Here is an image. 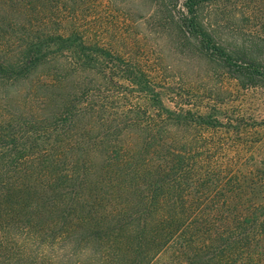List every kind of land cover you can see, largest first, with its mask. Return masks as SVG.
<instances>
[{
	"label": "trees",
	"instance_id": "trees-1",
	"mask_svg": "<svg viewBox=\"0 0 264 264\" xmlns=\"http://www.w3.org/2000/svg\"><path fill=\"white\" fill-rule=\"evenodd\" d=\"M146 1L154 25L264 90V0ZM84 3L27 0L23 27L0 36V255L94 241L104 264H264L263 165L239 184L203 136L213 121L156 94L152 116L116 107L107 88L146 91L148 71L62 33Z\"/></svg>",
	"mask_w": 264,
	"mask_h": 264
},
{
	"label": "rangeland",
	"instance_id": "rangeland-1",
	"mask_svg": "<svg viewBox=\"0 0 264 264\" xmlns=\"http://www.w3.org/2000/svg\"><path fill=\"white\" fill-rule=\"evenodd\" d=\"M26 1L0 0L4 3L0 4V36L4 31L11 33L16 26L23 27L25 12L22 8ZM83 1L79 21L76 25L66 23L62 33L67 35L75 30L84 42L134 60L148 71L146 91L132 89L117 79L119 88H107L109 96L116 92L117 96H125L122 103L115 101L116 107H135L152 116L159 109L152 98L156 94L165 109L176 113L191 110L213 121V130L203 136L215 139L218 146L215 154L230 163L238 183L251 179L255 166L264 167L263 89H241L214 59L181 42L171 28L154 25L150 1ZM88 74L82 87L96 90L93 74ZM16 248H19L16 252L1 254L0 264H104L106 257L105 251L94 241L59 242L53 246L19 242ZM259 250L264 255V247Z\"/></svg>",
	"mask_w": 264,
	"mask_h": 264
}]
</instances>
